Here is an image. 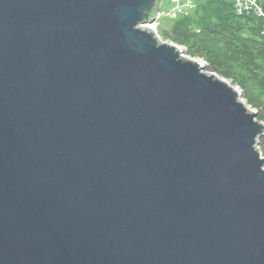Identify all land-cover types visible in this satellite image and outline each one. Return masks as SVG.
<instances>
[{"label":"water","instance_id":"1","mask_svg":"<svg viewBox=\"0 0 264 264\" xmlns=\"http://www.w3.org/2000/svg\"><path fill=\"white\" fill-rule=\"evenodd\" d=\"M162 1L0 0V264H264V122Z\"/></svg>","mask_w":264,"mask_h":264},{"label":"trees","instance_id":"2","mask_svg":"<svg viewBox=\"0 0 264 264\" xmlns=\"http://www.w3.org/2000/svg\"><path fill=\"white\" fill-rule=\"evenodd\" d=\"M201 4L197 20L192 19L195 16L176 19L163 36L188 45L190 55L204 57L212 71L240 84L248 101L260 109L258 119L264 121L263 18L238 14L230 0H203ZM258 146L264 155V134Z\"/></svg>","mask_w":264,"mask_h":264},{"label":"rangeland","instance_id":"3","mask_svg":"<svg viewBox=\"0 0 264 264\" xmlns=\"http://www.w3.org/2000/svg\"><path fill=\"white\" fill-rule=\"evenodd\" d=\"M186 1L189 2L191 6H189V8H188L186 11L183 12L184 15L182 16V18H183V17H190V18H192V17L195 16V17L192 18V19L197 20V19H196V18H197L196 16H197V14H200V13H198V9H200L201 6H203V5L201 4V3L203 2V0H186ZM230 1H232V0H230ZM262 1L264 2V0H262ZM232 3H233L234 10L236 11L235 6H234V2L232 1ZM168 4H169V0H165V2H164V7L166 8V7L168 6ZM173 22H174V19L171 18V17H165V16H164V17L160 18L159 16H156V19H155V21H154L152 24L155 25V28L157 29L159 35L162 37V39H163L164 41L175 43L177 46L180 45V47L183 48V51L181 50L183 56L188 57V58H190V59H194V60H196V61H198V62H201V63L204 65L203 67H204L205 72L213 73V74H215L217 77H220V78H222V79H225V80L228 81L230 84H232V85H233V86H234V87H235V88H236V89L242 94V95H241V98H242L243 101H245V102L248 103V108H249L250 110H253V111L256 112V115H257V118H258V115H259L260 112H261L260 109L257 108L256 106H254L253 104H251V103L248 101V99H247V97H246V95H245V92H244V90H243V88H242V86H241L240 84L236 83L234 80H232V79L229 78V77H228V78H227V77H224V76H222L221 74H219V73H217V72H215V71H212L211 68L209 67L208 60L205 59L204 57H199V56H193V55H190V50H189L188 45L178 44V43H176V42L170 40L169 38H165V37L163 36L164 33H165L167 30H170V29L172 28ZM195 25H196V28H199L197 23H195ZM197 31H200V29H197ZM263 31H264V28H263ZM263 34H264V33H263ZM262 121H263V120H262ZM263 122H264V121H263ZM263 156H264V155H263Z\"/></svg>","mask_w":264,"mask_h":264},{"label":"built area","instance_id":"4","mask_svg":"<svg viewBox=\"0 0 264 264\" xmlns=\"http://www.w3.org/2000/svg\"><path fill=\"white\" fill-rule=\"evenodd\" d=\"M236 12L238 14L253 13L261 16L264 20V2L262 0H232ZM165 2V0L163 1ZM190 3L186 0H169V4L165 10L161 11L159 15L162 17H171L174 20L181 18L184 14L183 12L189 8ZM264 33V31H263Z\"/></svg>","mask_w":264,"mask_h":264},{"label":"bare ground","instance_id":"5","mask_svg":"<svg viewBox=\"0 0 264 264\" xmlns=\"http://www.w3.org/2000/svg\"><path fill=\"white\" fill-rule=\"evenodd\" d=\"M164 1V0H163ZM161 2V5H160V9H159V11H158V13H157V16H159L160 14H161V11L162 10H165L166 8L164 7V2ZM258 17V16H257ZM144 26H149L150 28H152L153 30H155L156 32H158L157 31V29L155 28V25L154 24H152V23H145L144 24ZM162 38V37H161ZM161 40H163V39H161ZM164 41V40H163ZM167 42V41H166ZM169 43H171V44H174L175 45V43H172V42H169ZM177 46V45H176ZM177 48H179L180 50H182L183 51V48H181L180 47V45H178L177 46ZM200 64L202 65V66H204L201 62H200ZM242 95V94H241ZM241 100H242V98H241ZM243 101V100H242ZM245 104L247 103V102H245V101H243ZM258 142H259V139H258ZM259 147V146H258ZM260 149V148H259ZM261 151V150H260ZM261 153H262V151H261ZM262 155H263V153H262Z\"/></svg>","mask_w":264,"mask_h":264}]
</instances>
